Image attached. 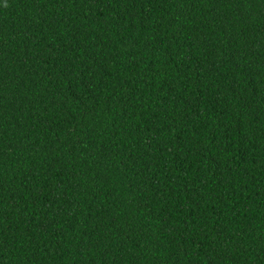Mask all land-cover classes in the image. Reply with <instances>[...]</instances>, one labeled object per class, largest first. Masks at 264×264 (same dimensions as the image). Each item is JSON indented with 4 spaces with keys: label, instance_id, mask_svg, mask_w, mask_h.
I'll use <instances>...</instances> for the list:
<instances>
[{
    "label": "trees",
    "instance_id": "obj_1",
    "mask_svg": "<svg viewBox=\"0 0 264 264\" xmlns=\"http://www.w3.org/2000/svg\"><path fill=\"white\" fill-rule=\"evenodd\" d=\"M0 264H264V0H0Z\"/></svg>",
    "mask_w": 264,
    "mask_h": 264
}]
</instances>
